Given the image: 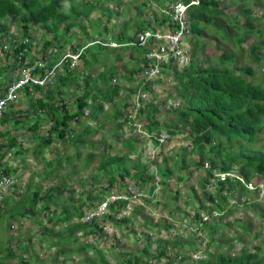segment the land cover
<instances>
[{
  "label": "trees",
  "instance_id": "16d2710c",
  "mask_svg": "<svg viewBox=\"0 0 264 264\" xmlns=\"http://www.w3.org/2000/svg\"><path fill=\"white\" fill-rule=\"evenodd\" d=\"M85 1V4L89 6V8L79 10L78 12L75 11L74 15L71 16L70 14L61 11L62 7L68 4V0H0L1 38L7 36V26L5 24L6 19L11 16L18 17L22 26H24L23 28H25V31L32 28L31 26H37V28L42 31L44 43L40 53L47 55V51L50 48L54 49L55 52L51 55L52 62L58 58L59 52L63 50V46L57 41L59 38L55 34L59 32V30L68 33L71 28L78 27V21H82L83 18H88L90 14L97 9L95 2L93 3L91 0ZM181 1L184 4H189L193 0ZM223 2V0H198L197 5H191L189 6L191 8H188L187 10L188 34H186L184 40L191 46V60H189V62H191L188 63L189 67H187L185 71L178 72L174 70L173 72V77L177 82L174 87L177 91L175 97L181 102L178 101L176 106L167 105L166 99H160L156 94L153 95L150 102H147V104L141 102L142 100H137L136 102L130 101V108L133 112L131 120L142 124L145 123L142 114H146L147 120H155L159 113L162 114L163 108L165 109L164 113H170L171 110L169 116L172 118L170 117L168 121L171 122V126L173 127L172 133H179L190 139L186 147L191 150L193 154L195 153L197 155L196 161L193 162V164L195 167H198L205 172L204 178H201L199 183L200 188L202 189L201 194L206 203H213V207H203L204 209H202V202L201 200L199 201L198 209L206 211L205 213L210 220L202 222L198 213L193 216V223L190 224V228L191 230L194 228V233H200V235L194 236V241L192 240L191 243L189 242L187 249L189 253L186 254L187 257L189 258L188 254H200L205 256L202 260H200V258V261H198L197 264H264V240L262 241L264 236L257 244L256 239L258 235L252 231L250 232L255 239V241H253L254 244H252L253 246L250 247L248 245L247 247L245 244L241 245V247H239L240 252L236 255H230L221 251L219 252V246L216 245L213 250L209 251L203 248L206 246L205 242L202 241L203 238H206L207 236H212L213 238L214 235H218V230L220 229L218 226L219 222H223L226 227L229 226V223L225 220L236 210L233 211L232 208H228L230 207V204L228 203L229 199L227 200V197L232 194H237L235 199H238L244 207L245 204L255 200L260 194L261 190L259 189V186L261 183H257V181L261 179L264 181V142L260 145L261 147H254L257 142V137L264 134V76L258 78L257 81L256 79L251 78L253 77V67H250L249 65H238L232 69L231 65L235 64L233 55L219 46L216 47L220 55V63L216 66H195L193 61L195 54L206 46L207 42H205L203 37L205 32L211 27L215 28L225 40L230 39L231 44L236 48H240V45L246 40V36L243 35H248L253 32L259 37L261 34L258 29L252 27V23H254V21L258 22L259 19L252 18L251 9H246L245 20L241 25L240 19L237 21L232 20L235 21V24L232 25L227 17L226 22L228 21L229 25L219 23L220 17L225 16L223 12L224 9L222 8ZM70 8L71 10L73 9L72 7ZM135 8L136 10H139L140 6L136 5ZM239 8H243L242 3L239 5ZM161 19L163 21L161 20L159 25L165 22L166 18L162 17ZM154 20L158 21L159 18L155 17ZM138 23L141 24L136 26L134 33H132L129 38L124 35L126 34L124 30L128 28V25L125 27L123 25L122 27L124 29H122L119 36H117V42L119 44L128 42V40L135 37L136 32L142 31L144 29V24L143 22ZM172 25L174 30L179 27L178 23H172ZM231 29H235L238 33L234 36H230L229 31ZM21 33L24 34L23 32ZM15 41L16 40L11 36H7L3 41L4 43H8L10 47L8 52L4 54L6 58L13 57V59L16 60L18 56L22 54L21 51L24 48L30 50V44L22 43L17 44L16 46ZM93 47H95V45ZM148 47L151 48L149 45L142 48V53L146 52ZM95 48L98 52L103 53L105 49L113 52L117 50H128L132 47L122 45L119 49H109L96 45ZM258 48L262 49L263 45L261 43H255L248 47V51H250L249 58L255 63L260 62V58L256 55L257 52H259L257 50ZM70 50L74 51L75 49L71 47ZM90 50V47L83 50L81 54V61L83 62L81 65L78 64V67H73L71 61L66 62L63 65V73L58 75L56 79L53 80L54 82L52 81V84H50V81L46 83L45 85H49L44 90L40 89V87H43L44 85L35 86L33 94L28 95V92L24 89V93L30 101L29 106H27V112H22L20 110L14 111L12 106L13 103H11L8 104L7 108L8 110L11 108L10 112H7L6 110L1 114L2 117L0 116V127H3L4 125H6V127L12 125L14 128L13 130L18 131L19 128L22 129L24 127L25 123L27 126L26 131L31 132L33 137H36L39 132V141L42 144L37 148H41V152L53 142L63 144L66 143V141L68 142V148L62 155L63 158L58 156L57 158H54V161L58 163V166L49 171L45 176L46 180L57 182L54 186H49L45 194L42 195L37 189H35L31 198H27L28 196L25 194H22L20 197H16L14 194L5 197V200L9 201V203L15 202V210L13 208L8 209L9 226L15 221V219L17 220L18 217L21 219L24 217L28 218L27 216L32 213L35 216L31 214L30 218H32L33 223L37 224L38 229L34 230L35 233L30 231L32 234L28 235L26 244H24L23 241L18 240L15 244L11 245L12 247H10L8 244L11 243H8L7 247H4L6 251L5 255L2 254L0 249V264L10 259L15 261L18 260V262L21 260L24 264H68L67 259L64 258L71 255L76 257H70V259L73 258L74 260L70 261L69 264H94V261L87 259V253L88 251L96 253L99 248L94 246H98V244H92V242L90 244L86 239L90 236L96 238V235L100 234L101 230L98 228L99 222L97 220H92L90 223H84L81 221L85 209L91 208L94 203L88 204L82 199L77 202L74 201L73 195L75 194V191H70L71 195L66 198L67 204L64 203L65 199L58 201L65 192L63 185L66 186L67 182L64 177L57 179L58 172L63 163H70V156L72 153H76V151L73 150L76 149L77 144V152H79V148L82 147V145H87V141L85 140V137L88 135V131H86L87 128L78 131L75 129V127L78 129L80 126V122L83 119L84 109H90L91 115L95 116L97 114L99 116V113L102 112L104 108L103 105L98 104L100 102L97 101L103 100L113 109V112L116 113V115H114L115 117L120 118L125 116L126 118L128 109L126 107V109L120 110L117 100H121L122 103H124L128 97L136 96V92L141 88V84L138 85V81L141 80L142 77L140 74L143 73V71L145 74L149 71L146 70L149 62L143 57L140 60L141 65L132 67V70L124 71L125 74L122 75V78L126 82H133L134 80V87L128 89L129 94L127 92L125 97L122 98L119 95V85H109V81L114 74L108 76L106 73H102V75L98 74L97 77L94 79L92 78V64L91 61L88 60L90 57L100 55L101 53H92V55L90 54L89 58H87V53L90 52ZM106 53L108 56L109 53ZM17 62L21 64V61ZM220 66H224V68H220ZM11 68L16 69L18 66L14 63L11 65ZM76 68L78 69V73L75 71ZM85 68H89L87 74H84V72L87 71ZM1 77L0 88L1 86H4L5 88L9 85L11 80L10 78L7 79V84L4 85L3 83L5 79H3L2 75ZM100 82L105 86L104 90L100 89ZM51 85H55V91L51 90L49 87ZM75 87H78V90L80 89L82 94L75 99V111L72 112L70 109H65L66 106L64 102L66 100L64 96L68 97L70 94L67 90H75ZM80 87H83V89ZM37 89H40L39 97L34 94V91ZM62 89H64V93H62ZM148 90L149 88L147 84L144 83L143 91L147 92ZM133 97L131 98L132 100ZM59 103L61 104L58 105ZM62 103L64 105H62ZM136 104H138L137 108ZM95 105H97L98 111L92 108V106L95 107ZM46 112H48V114ZM23 113L27 114V116L24 118L25 121L21 123L19 115ZM43 115L47 116L46 120L50 119L51 121L46 133L41 130L42 120L45 119L40 118V116L44 117ZM9 116L12 117V120L9 119ZM97 118L98 117L96 116L95 119ZM100 123L101 122L99 121L98 125ZM120 123L121 122H119V124ZM117 127L119 129L118 131L123 132L122 130L125 128V125L121 123ZM11 133L12 131L7 130V128L0 129V159L11 152L13 148H17V140ZM150 134L153 140H157L158 130H153ZM104 144L105 147L98 148L101 150L99 152L101 153L100 156L93 155L90 152L86 154L87 157L85 156L86 159L84 162L87 160L85 167H88L93 159H100L96 166L97 171L104 173L105 178H107L108 174L111 175V182H109V187L111 188L114 186V183H122L125 177L131 176L135 181V183L132 182V184L136 186V188L143 189L142 187L147 185V183L155 180V172H159L160 174H171V170L166 167V158L163 159L160 164L149 161L143 162L139 155H137L135 159H131V154H134L137 150L136 145L138 144V140L126 144L123 143L122 149L116 147L115 150L118 148L117 150L119 151L115 155H111L113 147L110 148L106 143ZM88 146L94 148L95 144L92 142ZM19 149H21V146H19ZM125 150H128V153L125 152L123 155L122 152ZM178 157L179 160L177 167L185 169L186 159L184 153L179 154ZM52 162L53 161L49 164ZM152 166H155L154 171L151 170ZM72 170H70V174L74 175L75 170ZM132 170L133 172H131ZM211 170L217 172L233 171L232 175L225 177L214 194L216 196L215 200L219 202L218 204H216L217 202L214 203L212 193H208L205 190V185L208 183L207 177H209ZM237 177H240V181H238ZM55 179L57 181H54ZM253 179L256 180V184L254 185L255 189L249 190L246 185L253 183ZM94 183H96V181H94ZM81 185L83 191L88 192V190L85 189V186H83L84 184L81 183ZM127 185H129V182H127L125 186ZM39 186L40 185H37V187ZM27 189H29V186H27L26 190ZM193 190L194 188H189L187 186L182 190V195L185 196L187 191ZM230 190H233L232 193H229ZM247 192L252 193L253 197H250L249 199H241V195L245 197ZM63 200L64 202L61 203ZM88 200L93 201L92 197L89 196ZM120 205L121 204L118 206V210H121L122 208V205ZM240 211L241 214H243V209ZM1 212L2 207L0 206V213ZM134 212H136V209ZM260 213H262V211ZM141 218L144 217L141 216ZM260 218L262 220L264 219V213H262ZM147 222L145 227L147 226ZM246 222V220H239V225L244 231H249L250 225ZM126 223H130L129 218H124L119 224H121V226L124 225L126 228ZM142 226L144 225L142 224ZM147 227L152 229L150 225ZM121 228L123 229V227ZM161 232L162 231H159V234H161ZM231 239H235V237ZM36 240L37 242H35ZM38 242H45L51 249H54L49 260H45L41 255L39 256V254L34 253L36 251V245H39L36 244ZM171 242L172 241H169L168 239L164 240L160 238L157 241V246L152 248V251L148 244L143 247L139 253H124L125 257L123 255L122 263L158 264L160 259L165 258V264H187L183 263L185 258H187L185 257V254H181L177 257L178 259H175L168 253V248L170 246L174 247L175 244L182 246V244L178 243L176 240H174V243ZM231 242L233 241L226 240L221 245L225 246L226 244L225 249L232 250L233 245L230 244ZM214 251L216 253H214ZM150 257H152V259L154 258L153 263H151L149 259ZM195 261L197 260H191V262ZM18 262L15 264H18ZM96 263L108 264L107 260L103 258H96Z\"/></svg>",
  "mask_w": 264,
  "mask_h": 264
},
{
  "label": "rangeland",
  "instance_id": "374dc122",
  "mask_svg": "<svg viewBox=\"0 0 264 264\" xmlns=\"http://www.w3.org/2000/svg\"><path fill=\"white\" fill-rule=\"evenodd\" d=\"M91 1L93 3L94 2L96 3L97 9L90 14L91 15L89 16L90 18H86V19L83 18L82 21H78V27L71 29L68 33H65L64 31L59 30V32L55 34L59 38L57 41L60 42V44L63 46V49L66 48L67 46H69L70 48L71 47L77 48L80 45L83 46L82 44L83 39H87V36H89V38L91 39L104 38L106 36V30L111 31L110 27L106 25L107 21H109V16H112V19H110L112 25H114L113 24L114 22L117 23V25H119V23L123 22V20H125V23H129V24H133L131 23L132 20L133 22H137V21L142 22V19H144L146 15L149 16V18L146 19V22L150 23L151 11L150 9H148L147 4L142 3V0H122L124 4H120L117 0H91ZM159 1L160 3H156V4L163 5L165 2V0H159ZM166 1L168 3L174 2L173 0H166ZM223 1L224 2L222 5V8L224 9L223 12L225 16L220 17L219 23H224L225 25H229L228 23L230 22L232 23V25H234L235 21H232V20L237 21L240 19V22H241L240 25H241L245 20L246 9H251L252 18L259 19L258 22L254 21V23H252V27H254L255 29H258L261 32V34L259 35V37L257 34L253 32L248 35H243V36H246V40L240 45V48H236L234 47L233 44H231L230 39L225 40L223 37H221V34L218 33L215 28L211 27L205 32L204 37H203L205 42H207V44L203 49H200L195 54L194 60H193L194 64L195 66L202 65L203 67H206L208 65L216 66L218 63H220V60H219L220 55L216 47V46H219L227 50L231 55H233L235 64L231 65L232 69L233 67L238 66V65H241V66L249 65L250 67H253V77L251 78L256 79L257 81L258 78H260L261 76H264V0H223ZM85 2H86L85 0H68L67 2L68 4L63 6L61 11L73 16L75 11L78 12L79 10H85L89 8V6L85 4ZM241 3L243 5V8H239V5ZM122 5H125V6H122ZM136 5L140 6L139 10L144 11L142 13L141 19H140L139 13L135 11ZM70 7L73 8L72 9L73 11L71 10ZM101 15L102 17L99 18V16ZM157 16L161 18V14L160 15L157 14ZM226 17L228 18L229 22L228 21L226 22L227 20ZM259 17H262L261 20ZM80 23L81 25L88 26L87 27L88 33L86 32V27H80L81 26ZM5 24L7 26V32H6L7 36L15 37L19 39L20 42H23L29 39L31 47L38 48V50L41 49L42 43H44V38L42 37V31L40 29L37 31L38 36H35L34 38L30 39V36H28L26 32L28 31L29 35H34L32 28L25 31V28H23L24 26H22V23L20 22V19L18 17L11 16L7 18L5 21ZM126 30H128V28L124 30L125 33H126ZM134 30L135 29L132 28V31ZM21 32L25 33V35H23ZM236 33H238V31H236L235 29H231L229 31L230 36H234ZM7 36L5 38H7ZM4 40L5 39H2L1 34H0V41H4ZM76 42H77V45L73 44ZM255 43H261L263 45L262 49L261 48L257 49L259 52L256 51L257 52L256 55H258V57L260 58V62H257V63L252 62L250 60L249 58L250 51H248L249 50L248 47L252 46ZM186 44H187V48L190 50L191 49L190 44L188 42H186ZM95 47H90L91 50L90 52L87 53L88 54L87 58H89L90 54L92 55V53L98 52ZM62 52L63 50H61L59 53H62ZM106 52L110 53V50L105 49L103 53L98 52L99 54L101 53L100 55L90 57L89 60L87 59L88 61H91V64H92L91 71L93 72V75H92L93 79L99 73L100 70L107 71L109 73V69L111 67L107 69V67L109 66L107 63H104V67L102 68L99 67L100 70L99 68H97L98 66L101 65L102 58L103 59L109 58L110 54L107 56ZM117 54L119 55V57H122L123 55L127 54V51L126 52L117 51ZM113 58L114 60L116 59V54H113ZM13 61L14 59H12L11 57L6 58L5 55H0V80L2 78L1 77L2 75L3 79H5L3 83L4 85L7 84V79L9 78L13 79V77H15L17 73L16 69L11 68V65L14 64ZM125 61L126 60L123 57V63L121 64L122 66H125V68L128 70H132L131 67H134L136 65L134 64L135 60H133L132 64L130 65L126 64ZM82 62L83 61H81V63ZM81 63L79 64L81 65ZM115 65L116 64L114 61L112 66H115ZM137 65H140V63H137ZM117 68L118 67L116 65V69ZM220 68H224V66H220ZM85 70L87 71L84 72V74H87V72L89 71V68H85ZM75 71L78 73L77 68L75 69ZM122 71L124 72L123 67H122ZM62 73H63V69L61 70L60 68L55 74H53V76H51L50 84H52L54 82L53 80H55L56 77ZM99 84H100V89L104 90L105 86L101 82ZM110 84L119 85L118 86L120 88L119 95L120 97H122L123 95L127 94V92L129 91L128 89L134 87V80L133 82H126L122 78V75L120 77L119 75L114 73V76L109 81V85ZM174 85L173 83L169 85H165V87L162 86L161 83L158 84V86L156 85V89L159 90L158 91L159 93H157L156 95H158L160 99H166V104L168 103V101L173 102L175 100H178V98L175 97V93L177 91L176 89H174ZM161 86L162 88H160ZM49 87L51 88L52 91H55V85H51ZM80 88L83 89V87H80ZM62 90H63L62 93H64L65 92L64 89ZM67 91L70 95L68 97L66 96L64 97H65V100L69 104L72 102V105H71L72 109L70 111L74 112L75 104H76L74 100L82 94V91L80 89L78 90V87H75V90L70 89ZM35 95L39 97L38 93H35ZM150 95L152 98L153 97L152 91H150ZM150 95H149V99H150ZM17 100H19L20 103H18V109L16 108L15 110L27 112L26 108L27 106H29V102H30L29 99L22 93L20 94V98L18 97ZM117 103H118V107L120 108V105L122 103L121 100H117ZM20 104L21 106L19 107ZM15 107H17L16 103L13 104V110ZM92 108L98 111L97 105H95V107L92 106ZM164 110L165 109L163 108L162 115L166 117V119L160 120V119L155 118V120H150L147 126L139 133H142L143 137L146 138L145 134L150 135L151 131L158 130L157 140L160 141L161 139H164L163 141L164 147L162 148V151H161L162 154L160 155V159L161 161L165 158L167 159L166 167L169 170H171V174L170 173L160 174L159 172H155V175H154L155 180L147 183V185L142 187L146 189L145 192L149 194L151 193L154 195V200L148 201L147 199H145L147 201L143 202L142 204H139V202L136 203V206L134 208V210L136 209V212L133 211L132 215L130 216L131 223L128 224V226H126L127 229L126 228L124 229L128 231L129 233L127 232L124 233L121 230L119 232L116 231L118 235L115 234L111 237L109 235H103L101 237L102 239H100V242L96 243L97 242L96 241L92 243V244H98V246L97 245L95 246L93 245V246L99 249L96 253H94L93 251H88L87 259H89L90 261H94V264H97L96 258L97 259L103 258L107 260L108 264H123L122 258H123V255L125 257L124 253L126 254L128 252L139 253L140 250L148 244L150 245V249L152 251L153 250L152 248L157 246V241L161 237L164 240L168 239L169 241H172L171 243H174V240H176L178 241V243L182 244V246L175 244L174 247L170 246L168 248V253L172 255L171 257L178 259L177 257H179L181 254L186 255L187 253H189V251L187 250L189 246L188 243L194 239V236L200 235V233L199 234L196 233L195 235L194 228L192 230L186 228L187 224L193 223V215L196 212L195 209H193V207H195L198 210L199 208L198 202L200 200L202 202L201 203L202 209L206 207L208 208L213 207V203L211 204L210 202L211 204L210 205L208 202L206 203L204 199L202 198V194H201L202 189L200 188V185H198V183H200L199 181L200 178L198 176H195V173L198 171L199 168L195 167L193 164V162L196 161L197 155L195 153L193 154V152L186 147L190 139L186 137L185 135H180L179 133L178 134L172 133L173 127L171 126V122L168 121L171 117L169 116L171 114V110H170V113L169 112L164 113ZM46 113L48 114V112ZM99 114L101 115L100 118L103 119L102 121H100L101 124L97 125L99 122L95 124V122H88L87 120L82 119L78 129L75 127L77 131L80 129L87 128L86 131H88L87 132L88 135L85 137V140L87 141V145H82V147L79 148V152H77L78 151V144H77L76 149L74 148L75 150H73V151H76V153H72L70 156L71 157L70 163H66V162L63 163L61 168L59 169L57 179H59L60 177L61 178L64 177L67 181L66 186L63 185V187L65 188V192L58 200L60 201L62 199H65V202L63 200L61 203L64 202L65 204H67L66 198L69 197V195H71L70 191H75V194L73 195V197H74V201L76 202L82 199L88 204L95 203L96 201L100 200L99 198H102V195L106 194L105 193L106 191L113 190V189H117L118 191H121L123 189V187L121 186L126 184V180H125L122 183L121 182L114 183V186H112V188L109 187L110 185L109 182H111V178H112L111 175L108 174L107 178L109 179H107L105 178V174L102 172H98L96 168L97 163L99 162L100 159L99 160L98 158L93 159L92 162L89 164V166L85 167L87 163L86 162L87 160L84 162V160L87 157L86 154L91 152L93 155L95 154L97 156H100L101 153L99 152L101 150H99L98 148L105 147L104 143H106L107 146H110V148L112 147L120 148L121 147L122 149L123 143L126 144L129 142H134V140L136 141L140 140V144L136 145L137 150L138 149L143 150V146L149 147L148 145H145L144 142L145 141L150 142V140H147V138L146 139L141 138L139 136V133L132 132V131L127 132V133L118 131L119 130L117 127L118 125L122 123L125 125V128H127L129 122L126 118L120 119L119 117L118 118L115 117L114 115H116V113L113 112V109L110 106H108V108L105 111L103 109V111L100 112ZM26 116L27 114L25 113L19 115L21 123L25 121L24 118ZM43 116L44 117L40 116V118L45 119L42 121L41 130H43L46 133L47 129L49 128L50 122H46V119H47L46 115H43ZM91 116L94 117V115H91ZM119 122L121 123L119 124ZM26 127L27 126L24 123V127L22 129L19 128V131H17L18 134H16L15 133L16 131L13 130V127L8 126V129L12 131L11 133L12 136L16 137L17 135H19L16 138L18 139L19 143H21V149H19V147L13 148L11 151L12 157H9V163H7L6 161V163L3 166L8 167V170L11 176H16V167L17 169H20L24 173H26L27 171L29 172L27 173L31 181V182H28L29 189L26 190V187H27L26 186L24 187L26 191L24 190H17V191L11 190V191H12V194L16 195V197H20L22 194H25L28 196L27 198H31L34 194L35 189H37L39 193L43 195L46 193V190L47 188H49V186H54L57 183L51 180H46L45 176L48 174L49 171H51L53 168L58 166V163L54 161L53 158H57V156L63 158L62 155L65 153L67 149V146L65 147L67 142L65 144H62L61 146L59 145V146H54L53 148H49L48 152L40 156L41 148H37V147H40L42 144L39 141L40 133L39 132L37 133L36 135L37 138L36 137L32 138L31 137L32 133L26 131ZM0 129H4V128L1 126ZM92 142H94L95 144L94 148L92 147L90 148L88 146ZM263 142H264V134H261L257 137V142L254 145V147L255 148L261 147L260 145L263 144ZM117 149L115 151L112 150L113 152L112 153L110 152L111 155H115L119 151ZM155 149L158 150L159 148L155 147ZM16 151H19L20 156H16V155H19L15 153ZM145 151L146 153L144 154H147V153L150 154L152 152L150 151V149H146ZM125 152L128 153V150L123 151L122 154L124 155ZM181 153H184V156L186 159L185 169H181L177 167L178 160H179L178 155ZM135 154L138 155L137 152H134V154H131V159H135L136 157ZM51 159H53L52 160L53 162L51 164H49L51 161L47 163V161ZM43 160L45 162H43ZM141 160H142V157H141ZM143 160H144V157H143ZM161 161H154L152 163L156 162L160 164ZM72 169L75 170L74 175L70 174V170ZM154 169H155V166H152L151 170L154 171ZM131 172H133V170ZM150 173H153V172H150ZM187 175H190V176H187ZM193 175L195 176V179L193 178ZM126 178L128 182L135 183L134 179L131 176H127ZM54 181H57V180L55 179ZM94 181H96V183H94ZM90 182H93V183H90ZM81 183L84 184L83 186H85V189H87L88 192L83 191ZM257 183H264V181L261 179V180H258ZM255 184H256V180L253 179V183H251V185L254 186ZM37 185H40V186L37 187ZM187 186L189 188H194V190L187 191L186 195L183 196L182 190L186 188ZM136 189H140V188H136ZM259 189L261 191H260L259 196L256 197L255 199L256 201L264 200V185L261 186L260 184ZM232 191L233 190H230L229 193H231ZM212 195L214 198V203H216L217 202L215 200L216 196L214 194ZM88 196L92 197L93 201L88 200ZM236 196L237 194H232L230 195V197H227V200L231 199L230 200L231 204H230V207L228 208H232L233 211L236 210L234 213H231L225 220L229 223V226L226 227L223 222H219L218 226L220 227V229L218 230V235L217 236L214 235L213 238L212 236H207L206 238H203L202 241L205 242L208 248L209 247L211 248V245L209 246V243H210V244L219 246V250H221V252L236 255L240 252L239 247H241V245L245 244L248 247V245L250 244L251 246H253L252 244H254V242L251 241L252 235L250 236V238H246L245 233H242L240 230L241 227L239 225V220L245 221V216L241 214L240 210L243 208V206H242V203L238 199H235ZM250 197H253V194L250 192H247L245 197L241 195V199H244V198L249 199ZM11 203L12 202H10L7 206H5L7 210L10 208H13L15 210V206H14L15 202H13L12 204ZM194 203L196 206L194 205ZM218 203L219 202H217L216 204ZM237 206H238V209H237ZM199 213H200L201 218L202 216L207 217V214L204 213L203 210H199ZM31 214L32 213H30L27 216L28 218L24 217L23 218L24 221L20 217H18L17 220L15 219V221L11 223L10 226H9V219H8V216H9L8 211H3V213L0 214V249L3 255L6 254L4 247H7L8 243H11V244H8V246L10 247H12L11 245L15 244L18 240H21L23 241L24 244H26L28 235L32 234L30 231L34 232V230L38 229L37 224L33 223L32 218H30ZM141 216L148 217L147 226L150 225L151 227L154 226L156 219H159L161 223L157 225L158 229L151 230L147 226H146L147 228L146 227L142 228V224L144 222L141 221ZM256 217L254 218L249 217L248 220L246 221L250 225V228L256 231L255 233H257L258 235L256 239V243L258 244V242L264 236V219L262 220ZM28 219L30 220V222ZM25 220H28V221H25ZM160 230L162 231L161 234H159ZM234 237L235 239H231ZM226 240L233 241L230 243L231 245H233L232 250H226L225 246L221 245ZM263 240L264 239H262V241ZM35 242H37V240ZM36 244H39V245H36ZM36 244H35L36 251L34 253L39 254V256L41 255L45 260H49L50 255H52L54 252V249L53 248L51 249L48 246V244L45 242L43 243L38 242ZM214 253L216 252L214 251ZM73 256L74 255H71L64 259H67L68 264H69L70 261L74 260L73 258L70 259V257H73ZM188 256L189 258L187 257V255L185 256L187 258H185V261L183 263L197 264V261L191 262V260L192 259L198 260L200 257L199 255L197 254L189 255L188 254ZM75 257L76 256H74V258ZM149 259L151 263H153L154 258L152 259V257H150ZM17 262L18 260L15 261V260L10 259V260L4 261L2 264H15ZM18 264H24V263L21 260H19ZM158 264H165V258L160 259ZM175 264H178V263H175Z\"/></svg>",
  "mask_w": 264,
  "mask_h": 264
},
{
  "label": "built area",
  "instance_id": "2783aa9c",
  "mask_svg": "<svg viewBox=\"0 0 264 264\" xmlns=\"http://www.w3.org/2000/svg\"><path fill=\"white\" fill-rule=\"evenodd\" d=\"M188 6L189 5L183 6L181 3H176L172 7L171 21L173 23H178L179 25L174 32H164L157 29L153 32H146L138 36L137 44L139 46H146L149 42V45L151 46L145 54V58L149 62L147 66L151 62L154 64L146 74L143 72V76L147 79L157 77L160 74L162 66L178 64L180 67H185L188 65L190 54L186 41L184 40V37L188 34V25L185 15ZM111 46L115 45L112 44ZM3 50H8V47L4 46ZM31 55L34 59H29L24 53L18 56L17 61H21L20 67L17 69V73L15 77L11 79L9 85L4 91L0 92V116L6 111L8 104L17 100L19 93L24 89L31 86L45 85L50 81L51 76H53V74H55V72H57L66 62L71 61V65L75 67L78 64L80 52L66 53L61 59L55 62L50 69L45 60L40 57L35 59V52L31 53ZM39 73H41V75ZM148 95L149 94L146 92L138 93L135 96L134 101L136 102L139 99H147ZM136 106H138V104H136ZM132 113L133 112L130 110L128 115L130 119H132ZM160 141H164V139H161ZM3 162H5V158L0 160V202L3 201L6 195L12 193L11 190H14V185L16 183L15 178L5 172L4 167L2 166ZM232 174L233 171H231V173H217V171H213V175L207 186L208 190L215 191L219 183H222L226 176ZM246 186L249 190L255 189L251 184H247ZM142 196L143 194L137 190H131L128 193H110L105 196L95 209L86 213L82 221L84 223H90L92 220L104 219L108 216L111 207H115L118 203H121L124 207L115 216V220L120 221L131 214L134 205ZM208 219V216H202V221H207ZM101 228L105 233L110 231V228L107 225H103ZM199 256V259L202 258L201 255Z\"/></svg>",
  "mask_w": 264,
  "mask_h": 264
},
{
  "label": "clouds",
  "instance_id": "9594fccd",
  "mask_svg": "<svg viewBox=\"0 0 264 264\" xmlns=\"http://www.w3.org/2000/svg\"><path fill=\"white\" fill-rule=\"evenodd\" d=\"M120 4H124V2L122 1V0H117ZM179 2H181V1H174V2H167L166 0H165V2H164V4L163 5H159V4H156V3H160V1L159 0H142V3H144V4H147L148 5V9H150V11H151V14H150V23H148V25H144V29L142 30V31H140V32H136V35H135V37L133 38V39H130V40H128V42H125V43H123V44H119V43H117L116 41H115V39H114V37L111 35V36H105L104 38H100V39H97V38H94V39H90V40H87V39H85V41L84 42H82V44H83V46H79V47H73L75 50L74 51H72V50H70V47L69 46H67L66 48H64L63 49V52L62 53H59V56H58V58L57 59H55V60H53L52 62H51V59H52V57H51V55H52V53L53 52H55V50L53 49V50H51V48L47 51V55H44V53H40V51H41V49H42V46H43V43H42V46H41V49H39L38 50V48H35V47H31V44H30V40L29 39H27L26 41H23V42H20V40L19 39H17V38H15V37H13L16 41H15V44H16V46H17V44H22V43H25V44H30V50H28L27 48H24L21 52L22 53H24L25 54V56H27L29 59H34V57L31 55V53H33V52H35L36 53V55L37 56H35V59H37V58H41V59H43V60H45L46 62H47V65H48V68L50 69L52 66H53V64L55 63V62H57L59 59H61L62 58V56L63 55H65L66 53H75V52H80V56H79V60H78V64L79 63H81V54H82V52H83V50L84 49H86L87 47H93L94 45H100V46H102V47H105V48H109V49H113V48H115V49H119V47H121L122 45L123 46H128V47H132V48H140V49H142V48H144V47H147L149 44H150V42L149 43H147L146 44V46H139L138 44H137V39H138V36L140 35V34H143V33H146V32H153V31H155V30H157V29H159V30H162V31H164V32H166V31H170V32H174L175 30L173 29V25H172V21H171V14H172V11H173V9H172V7L176 4V3H179ZM198 4V0H193V1H191L189 4H187V5H189V6H191V5H197ZM122 6H125V5H122ZM152 6H154V7H152ZM189 6L187 7V9H186V11H185V15H186V21H187V10H188V8H189ZM135 11L136 12H138L139 13V15H140V19L142 18V12H144V11H141V10H136V8H135ZM157 14H161V18L163 17V18H166L165 19V22H163L161 25H159L160 23H161V18H159L158 16H157ZM166 17H165V16ZM91 16V15H90ZM102 17V15L101 16H99V18H101ZM155 17H158L159 18V20L157 21V20H154V18ZM167 17H168V19H167ZM88 18H90V17H88ZM109 18L110 19H112V16H109ZM146 19L147 18H149V16H147L146 15V17H145ZM260 18H262V17H260ZM110 19H109V21H107V23H106V25L108 26V25H110L111 24V21H110ZM145 20L144 19H142V22H144ZM163 21V20H162ZM123 22H124V20H123ZM123 22H120V23H123ZM137 22H140V21H137ZM136 22V23H137ZM157 22V23H156ZM115 23V22H114ZM131 23H135V22H133V20L131 21ZM152 23H154V26L153 27H151V24ZM133 24H129V23H123V25H124V27L126 26V25H128V26H130V25H133ZM81 25V24H80ZM32 27V30H33V32H34V35H29L28 34V31L26 32L27 33V35L28 36H30V39H32V38H34L35 36H38V33H37V31L39 30L38 28H36V27H34V26H31ZM39 27V26H38ZM80 27H86V32H87V25H81ZM73 28H76V27H73ZM73 28H71V29H73ZM28 30V29H27ZM88 33V32H87ZM23 35H25V33L23 34ZM106 35H107V33H106ZM109 35V34H108ZM2 39H6V38H2ZM76 41H77V39H76ZM73 44H75V45H77V42L76 43H73ZM112 44H114L115 46H111ZM4 46H7L8 47V50H9V44L8 43H4L3 41H0V55H4V54H6L7 52H8V50H6V51H4L3 50V47ZM150 48L148 47V50H149ZM148 50L146 51V52H144L143 53V57L145 58V54L148 52ZM189 54H190V50H189ZM39 55H41V56H39ZM42 55H44V56H42ZM12 58V57H11ZM189 60H191V56H189ZM78 64L76 65V66H78ZM80 65V64H79ZM174 66H175V69H174ZM187 67H189V64L188 65H186L185 67H180L178 64L177 65H175V64H169V65H166V66H162L161 67V69H160V74L157 76V77H155V78H153V79H147L145 76H143V73L142 74H140L142 77H141V80H139L138 81V85L139 84H141V88H139V91H138V89H137V91L138 92H136V95L138 94V93H142V92H144L143 91V84L145 83V84H147V86H148V88H149V91L148 92H146V93H148L149 95H150V91H152L153 92V95L154 94H157V93H159L158 91L159 90H157L156 89V85L158 86V84H160L161 83V85L162 86H164L165 87V85H169V84H172L173 83V85H174V87L176 86V84H177V82L175 81V79H174V77H173V72H174V70L175 71H178V72H182V71H185V69L187 68ZM63 69V66L61 67V70ZM144 72V71H143ZM56 73V72H55ZM11 80V79H10ZM10 83V82H9ZM136 85V84H135ZM8 86V85H7ZM6 86V87H7ZM162 86L160 87V88H162ZM5 87V88H6ZM4 88V89H5ZM135 89V90H136ZM24 91V90H23ZM22 92V91H21ZM20 92V93H21ZM20 93H19V95H20ZM19 95H18V97H19ZM149 95H148V98L147 99H139V100H142L141 102H150V100H151V95H150V99H149ZM131 97H133V96H131ZM18 99V98H17ZM135 99V96L133 97V100ZM178 101H180L179 99L178 100H175V101H170V102H168L167 103V105H172V106H176L178 103ZM181 102V101H180ZM15 103H17V100L16 101H14L13 102V104H15ZM12 104V105H13ZM103 108H104V111L108 108V106H103ZM130 110H131V108H128V112H127V116H126V118H127V120L129 121V119H128V115H129V113H130ZM86 112H87V114H86ZM98 117V115L96 114L94 117H92L91 116V111H90V109H84V113H83V119H85V120H87L88 122H95V124H97L98 122H96V119H95V117ZM90 118V119H89ZM149 121L150 120H148V122L147 123H142V124H140V126H141V128L139 127V126H136L135 128H133L134 126H135V122L134 121H130L129 123H128V127L127 128H129V129H131V131L132 132H137V133H139V132H141L146 126H147V124L149 123ZM101 124V123H100ZM98 125V124H97ZM126 130V129H125ZM128 132H130V130L128 131ZM146 135V138H147V140H150V143H148V144H151V148H150V151H152L150 154H146V155H144V158H145V161H149V162H154V161H161V159H160V155L162 154V148L164 147L163 146V141H158V140H153L152 138H151V136L150 135H147V134H145ZM139 136L141 137V138H144V139H146L145 137H143V135H142V133H139ZM155 147H158L159 149L158 150H156L155 149ZM147 149V147L146 146H144L143 147V150H146ZM155 157V158H154ZM5 157H3V158H1L0 160H3ZM162 162V161H161ZM6 163V158H5V162H3V165ZM2 165V166H3ZM4 167V166H3ZM4 170H5V172L7 173V174H9V175H11L10 174V172H9V170H8V167L7 166H5L4 167ZM213 171L214 170H211L210 171V175H209V177H207V181H208V183L210 182V180H211V177H212V175H213ZM204 172V171H203ZM205 173V172H204ZM217 173H231V171L230 172H223V171H219V172H217ZM204 176H205V174H204ZM11 177H14L15 178V180H16V183H15V187H14V190L15 191H17V190H20V188H19V185H18V182H19V180L17 179V177L16 176H11ZM126 179H124V181H125ZM238 181H240V177H238ZM126 183H127V181H126ZM208 183L205 185V190L208 192V193H212V194H215L216 193V191H217V189L220 187V184L221 183H219V185L217 186V188L215 189V191H209L208 190V188H207V186H208ZM125 185L126 184H124V185H122L121 187H123V189L121 190V191H118L117 189H113V190H109V191H107V192H105L106 194L105 195H103L102 196V198H100V200H98L91 208H89V209H85V212H84V214H83V217L85 216V214L86 213H88L89 211H91V210H93V209H95L96 207H97V205L105 198V196H107L108 194H110V193H113V192H115V193H121V192H124V189H125ZM25 189V188H24ZM23 189V190H24ZM25 191V190H24ZM137 191H139V192H141L142 194H143V196L142 197H140V200L138 201L139 202V204H142L143 202H145V201H149V200H154V195L153 194H149V193H147V192H145V190H144V188L143 189H138ZM147 191H148V189H147ZM232 193V192H231ZM12 194V193H11ZM11 194H8V195H11ZM13 195V194H12ZM7 196V195H6ZM5 196V197H6ZM5 197H4V199H3V201H1L0 202V206H1V204H3V202L5 203ZM230 197V196H229ZM145 199H147V200H145ZM230 200L231 199H229V204H231V202H230ZM259 202L260 201H256V200H253V201H250V202H248L247 204H246V206H249V204H251L253 207H255L254 205H256V204H259ZM119 204H121V203H118L115 207H111V210H110V212H109V214H108V216L106 217V218H104V219H101V220H97L98 222H99V229L101 230V232H100V234L99 235H96V238L95 237H92V236H90L89 238H87L86 240H87V242H89V243H94V242H96V243H98V242H100V239H102L101 237L103 236V235H109L110 237L111 236H113V235H115V234H117L116 233V231H117V229H116V227H115V225H118L119 223H121V221L124 219V218H129L130 219V216L132 215V213H133V211H134V207L136 206V204L134 205V207H133V209H132V212H131V214L130 215H128L127 217H124L123 219H121L120 221H116L115 220V216H116V214L120 211V210H118V206H119ZM210 204V203H209ZM122 205V204H121ZM198 205H199V202H198ZM211 205V204H210ZM196 206V205H195ZM123 205H122V208H121V210L123 209ZM193 209H195V213H194V215H197V213L199 214V216H200V213H199V209L197 210L195 207H193ZM204 213L206 212V211H203ZM193 215V216H194ZM83 217H82V219H83ZM200 218H201V216H200ZM82 219H81V221H82ZM201 220H202V218H201ZM208 220H210V218L208 219ZM83 222V221H82ZM202 222H204V221H202ZM186 224V223H185ZM103 225H107L109 228H110V231L109 232H103L102 231V228H101V226H103ZM186 228H188V229H190L191 230V228H190V224H187V227ZM118 235V234H117ZM210 244V243H209ZM205 250H212V249H210V247L208 248L207 246H204L203 247ZM201 250V249H200ZM200 255V254H199ZM230 255H234V254H230ZM202 256V258L200 259V260H202V259H204L205 258V256H203V255H201ZM200 260H197V262L198 261H200Z\"/></svg>",
  "mask_w": 264,
  "mask_h": 264
},
{
  "label": "crops",
  "instance_id": "0c3cea01",
  "mask_svg": "<svg viewBox=\"0 0 264 264\" xmlns=\"http://www.w3.org/2000/svg\"><path fill=\"white\" fill-rule=\"evenodd\" d=\"M179 1H181V0H179ZM260 18V17H259ZM261 19V18H260ZM124 22H125V20H124ZM145 25H148V22H146V18H145V21L143 22ZM114 25H112V23L110 24V25H108L109 27H110V29H111V31H108V30H106V33H107V35L106 36H113L114 37V39H115V41L117 42V36H119V33L121 32L120 30H122V29H124L122 26H123V23H119V25H117V23H113ZM139 24H141V23H134L133 25H130V26H128V30H126V34H124L126 37H128L129 38V36H131V34L132 33H134V31H132V28H134V29H136V26L137 25H139ZM154 26V23H152L151 24V27H153ZM127 29V28H126ZM128 33V34H127ZM109 34V35H108ZM83 39V38H82ZM87 39L88 40H90L91 38H89V36H87ZM85 41V39H83V42ZM118 43V42H117ZM150 46V45H149ZM132 49H134V50H132ZM117 51L119 52V51H127V54L126 55H123L122 57H119V55L117 54ZM117 51H110V56H109V58H102V62H101V65L100 66H98L97 68H102V67H104V63H107L109 66L107 67V69L109 68V67H111L110 69H109V73L107 72V71H101L100 70V68H99V73L98 74H101L102 75V73H107V75L109 76V75H112V74H117V75H119L120 77H121V75H124L125 74V72H123L122 71V67L124 68V71H126V70H128V69H126L125 68V66H122V64L121 63H123V57L125 58V62H126V64H128V65H130V64H132V61L133 60H135L134 61V64H136L135 66H137V63H140V65H141V62H140V60L143 58V53H142V51H141V49L140 48H129L128 50H117ZM113 54H116V59L114 60V58H113ZM12 59H13V57H12ZM109 59V60H108ZM115 61V64L117 65V69H116V65L115 66H112V64H113V62ZM15 64H16V66H18V68L20 67V64L17 62V59L15 60L14 59V61H13ZM120 63V64H119ZM94 67V66H93ZM18 68H16V70L18 69ZM132 68V67H131ZM114 72V73H113ZM61 73V72H60ZM40 75H41V73H39ZM97 74V75H98ZM121 74V75H120ZM142 74V73H141ZM60 75V74H59ZM97 75L95 76V77H97ZM50 83H51V81H50ZM46 87H48V85H44L43 87H40V89H45ZM35 89V87H33V86H31V87H28L27 89H25L27 92H28V95H31V94H33V90ZM40 89H37L36 91H34V94L35 93H38V95L40 96ZM25 90L24 91H22L20 94H22L23 93V95H25ZM2 91H4V86H1V88H0V92H2ZM61 91H63V90H61ZM128 94H129V92H128ZM26 96V95H25ZM36 96V95H35ZM24 97V96H23ZM125 97V95H123L122 96V98H124ZM19 98H20V95H19ZM132 97H128L126 100H125V102L124 103H121V105H120V110H124V109H126V107H127V109L128 108H130L131 107V104H130V101H134V100H132L131 99ZM75 101V100H74ZM97 102H100V103H98V104H102L103 106H109L105 101H103V100H99V101H97ZM116 102V101H115ZM122 102V101H121ZM18 103H20L19 102V100H17V103H16V105H17V107H15L14 108V110L17 108L18 109ZM30 103V102H29ZM65 103V106H66V108L65 109H67V110H71V108H72V102L69 104L67 101H65L64 102ZM61 103H59L58 105H60ZM128 104H129V107H128ZM145 104H147V102L145 103ZM62 105H64L63 103H62ZM124 105V106H123ZM13 106V105H12ZM21 106V104L19 105V107ZM123 107V109H121ZM125 107V108H124ZM136 108H137V106H136ZM27 109V108H26ZM7 110V112H10V110H11V108L8 110V109H6ZM22 112H24V111H22ZM142 116L144 117V120H145V123H147L148 122V120H147V116H146V114H142ZM2 117V116H1ZM101 117V115H99L98 116V118L96 119V122H98V121H102L103 119L102 118H100ZM100 118V119H99ZM121 118H125V116H122V117H120V119ZM157 119H160V120H164V119H166V117H164L161 113H159V115L156 117ZM9 119H11L12 120V117L11 116H9ZM128 119H129V121L128 122H130L131 121V119L128 117ZM43 121V120H42ZM120 121V120H119ZM46 122H51L50 121V119H48V120H46ZM44 123V122H43ZM140 124L141 123H136L135 122V126L133 127V128H135L136 126H139L140 128H141V126H140ZM9 126H12V125H9ZM103 126V125H102ZM3 128L5 129V128H7V130H9L8 129V126L6 127V125H4L3 126ZM14 129V128H13ZM126 129V130H125ZM131 131V129H129V128H124L122 131L123 132H125V133H127L128 131ZM19 131V130H18ZM21 131H23V130H21ZM20 131V132H21ZM120 132V131H119ZM16 134H18V132L16 131L15 132ZM24 133H25V131H24ZM19 135H17L16 137H18ZM15 137V138H16ZM32 138H33V134H32V136H31ZM16 140H17V147H19V146H21V143H19V141H18V139L16 138ZM67 142V141H66ZM148 143H150V142H147V141H145L144 142V144L145 145H148L149 147H147V149H150L151 148V146H150V144H148ZM63 143H56V142H53V143H51L45 150H43V152H40V156L42 155V154H44V153H46V152H48V150H49V148H53L54 146H61ZM65 144V143H64ZM67 144H68V142H67ZM67 144L65 145V147L67 146ZM138 144H140V140L138 141ZM142 144V143H141ZM34 146V145H33ZM141 147V146H140ZM144 147V146H143ZM67 148H68V146H67ZM115 148L116 147H113V151H115ZM121 148V147H120ZM138 151H140V152H138ZM136 152H137V154L139 155V157H140V159H141V157H142V160L141 161H143V162H146L145 161V158H144V160H143V157H144V155H146V154H144V153H146V151L145 150H140V149H138V150H136ZM16 154H19V155H16V156H20V153H19V151H17V152H15ZM136 155V154H135ZM137 156V155H136ZM5 158H6V161H7V163H9V157H12V152H9L8 154H6L5 156H4ZM54 159V158H53ZM170 159V158H169ZM49 161H52V159L51 160H48L47 161V163H49ZM43 162H45L44 160H43ZM5 167V166H4ZM27 173H29L28 171L26 172V173H24V172H22L20 169H17V167H16V177H17V179L20 181V180H28V181H30V178L28 177V175H27ZM204 172H203V170H201V169H198V171L195 173V176H198L200 179L201 178H203L204 177ZM187 176H190V175H187ZM195 176L193 175V178L195 179ZM126 178V177H125ZM200 179H199V181H200ZM39 180V179H38ZM126 181H128L127 180V178H126ZM198 185H199V183H198ZM19 188H20V190H23L24 189V187H20L19 186ZM25 190V189H24ZM114 191V190H113ZM97 202V201H96ZM95 202V203H96ZM146 202V201H145ZM157 202V201H156ZM94 203V204H95ZM9 204V201H5V203L3 202V204H1V207H2V212L1 213H3V211H8V213H9V210H7V208H5V206H7ZM194 205H195V203H194ZM245 206H246V204H245ZM243 207L242 209H243V216H245V220H248V218L249 217H256V216H258V217H256V218H260V216L262 215V213H264V200H261L260 202H259V204H256L255 205V207H253L251 204H249V206H246V207ZM192 208V207H191ZM262 211V213H260ZM0 213V214H1ZM148 217H144V218H141V221H143L144 223H143V225L144 226H142V228H145V225H146V222H147V219ZM261 219V218H260ZM22 220H24V219H22ZM131 221V220H130ZM155 222V221H154ZM153 222V223H154ZM131 223V222H130ZM130 223H126L125 224V226H128V224H130ZM161 222L159 221V219H156V222L154 223V226L152 227V229L153 230H157L158 229V226L157 225H159ZM120 225V226H119ZM115 227H116V229H117V231L119 232L120 230L122 231V232H124V233H129L128 231H126V230H124L125 229V227H124V225L123 226H121V224H118V225H115ZM121 227H123V229L121 228ZM127 229V228H126ZM150 229V228H149ZM151 229V230H152ZM243 233H245V235H246V238H250V236L252 235V242L253 241H255V239L253 238V234L250 232V231H252V232H256L255 230H252V228H250V230L249 231H244V229L242 228V229H240ZM161 231V230H160ZM100 245H102V244H100ZM211 245V248L210 249H212L213 250V248L215 247V245L214 244H209V246ZM225 246H226V244H225ZM249 246L251 247V245L249 244ZM221 250H219V252H220ZM219 252H217V253H219Z\"/></svg>",
  "mask_w": 264,
  "mask_h": 264
},
{
  "label": "bare ground",
  "instance_id": "6f19581e",
  "mask_svg": "<svg viewBox=\"0 0 264 264\" xmlns=\"http://www.w3.org/2000/svg\"><path fill=\"white\" fill-rule=\"evenodd\" d=\"M179 3H181L183 6L184 5H187V4H184L182 1L181 2H179ZM229 4V3H228ZM234 4V3H233ZM236 4V3H235ZM189 8H191V7H189ZM237 10V9H236ZM235 11V10H234ZM242 12V11H241ZM135 13V12H134ZM143 13V12H142ZM189 17V16H188ZM145 19V18H144ZM139 20V19H138ZM138 23V22H137ZM173 23V22H172ZM190 23V22H189ZM188 24V23H187ZM191 62V61H190ZM189 62V60H188V63H190ZM153 62H151L148 66H147V69L146 70H150V68L153 66ZM149 91V90H148ZM147 91V92H148ZM150 136H151V134H150ZM176 137V136H175ZM175 140V139H174ZM177 140V139H176ZM170 141V140H169ZM204 178V177H203ZM28 182H30V181H28V180H20L19 182H18V185L20 186V187H26V186H29V184H28ZM128 182V181H127ZM162 183V182H161ZM264 185V183H261V186H263ZM27 188V187H26ZM136 189V186H134L133 184H132V182H129V185H127V186H125V189H124V192L125 193H128L129 191H131V190H135ZM159 192V191H158ZM156 196V195H155ZM259 196V195H258ZM121 206V205H120ZM139 223V222H138ZM139 226V225H138ZM141 226V225H140ZM182 233V232H181ZM191 234V233H190ZM194 235V234H193ZM196 235V234H195ZM161 239H163L162 237H161ZM183 240V239H182ZM192 240V239H191ZM201 240V239H200ZM194 241V240H193ZM183 242V241H182ZM189 242V241H188ZM198 242V241H197ZM191 243V242H190ZM187 244V243H186ZM193 244V243H192ZM188 245H189V243H188ZM195 245V244H194ZM193 246V245H192Z\"/></svg>",
  "mask_w": 264,
  "mask_h": 264
}]
</instances>
